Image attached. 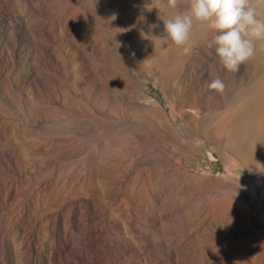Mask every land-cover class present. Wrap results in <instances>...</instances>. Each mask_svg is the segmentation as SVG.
I'll list each match as a JSON object with an SVG mask.
<instances>
[{
    "label": "rangeland",
    "instance_id": "1",
    "mask_svg": "<svg viewBox=\"0 0 264 264\" xmlns=\"http://www.w3.org/2000/svg\"><path fill=\"white\" fill-rule=\"evenodd\" d=\"M186 10L0 0V264H91L85 199L109 264H264V41L232 72L194 22L185 54L160 17Z\"/></svg>",
    "mask_w": 264,
    "mask_h": 264
},
{
    "label": "clouds",
    "instance_id": "2",
    "mask_svg": "<svg viewBox=\"0 0 264 264\" xmlns=\"http://www.w3.org/2000/svg\"><path fill=\"white\" fill-rule=\"evenodd\" d=\"M181 0H167V5L177 8ZM187 10L169 19H163L164 31L183 53L191 50V33L194 22L205 24L213 33L206 47L214 49L219 63L236 72L242 64L256 54V42L264 41V18L250 0H186ZM264 5V0H258ZM209 90L223 94V79L209 72L206 83Z\"/></svg>",
    "mask_w": 264,
    "mask_h": 264
},
{
    "label": "bare ground",
    "instance_id": "3",
    "mask_svg": "<svg viewBox=\"0 0 264 264\" xmlns=\"http://www.w3.org/2000/svg\"><path fill=\"white\" fill-rule=\"evenodd\" d=\"M84 203H88L86 199H85ZM84 203L82 204V203H79V201H77L76 206L72 210L73 229L75 232H81L83 234V240H82L83 249H82V252L79 254V258H77V259H79V261H80V260H83L84 257H86L91 264H109L110 259L107 258L108 254H107V249H106L108 244L105 246L104 240L102 239V237L104 236V234L106 232V226H104V224H102V223H97V222L91 220L90 218H86L84 216L85 215V209H87L88 213L90 212V210H89L90 207L84 206ZM50 213L54 214V213H56V210L51 211ZM87 216H89V214ZM53 221L58 223L59 225L62 224V223L60 224V222H58L59 220L55 216H54ZM108 222H109V220H108ZM68 239H69L68 236H66L63 239L64 242L62 241L60 243L52 244V246H51L52 258L51 259H53L54 261H59L65 257H67L68 249L73 248V243L71 241H69ZM109 246L114 251L117 250V242L116 243L112 242L109 244ZM125 249L127 251L128 250L131 251V249H128V248H125ZM114 254L117 258L121 257L120 252H115ZM122 258L124 259V257H122Z\"/></svg>",
    "mask_w": 264,
    "mask_h": 264
}]
</instances>
